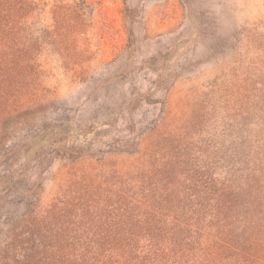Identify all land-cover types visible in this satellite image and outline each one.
I'll return each mask as SVG.
<instances>
[{
	"label": "rangeland",
	"instance_id": "1",
	"mask_svg": "<svg viewBox=\"0 0 264 264\" xmlns=\"http://www.w3.org/2000/svg\"><path fill=\"white\" fill-rule=\"evenodd\" d=\"M34 2L0 44V264H35L58 210L96 213L89 177L197 221V255L264 264V0Z\"/></svg>",
	"mask_w": 264,
	"mask_h": 264
},
{
	"label": "trees",
	"instance_id": "2",
	"mask_svg": "<svg viewBox=\"0 0 264 264\" xmlns=\"http://www.w3.org/2000/svg\"><path fill=\"white\" fill-rule=\"evenodd\" d=\"M16 7L15 0H0L2 46L14 43L15 38H10L8 33ZM35 7L34 0H21V29H29L24 20ZM58 10L68 11L70 8L59 6ZM110 179L106 181L108 187L104 188L99 186L102 182L93 184L90 177L84 182L86 188L96 191L91 198L96 213L91 214L82 208L84 212L73 215L74 219H71L72 214L58 210V221L49 230L50 239L43 235L44 230H33L37 243L46 247L40 253L36 251L39 259L35 264H260L247 251L236 252L230 259L210 258L216 254L217 242L214 240H208L211 243L206 249L207 254L197 255L188 241L189 232L198 233L197 221H192L191 225L181 223L185 232L177 230V224L170 225L150 208L142 209L135 204L137 199L131 194L132 186H129L133 182L131 178L128 184L123 181L116 189L113 188L115 182L111 184ZM124 185L129 187L123 188ZM186 199L190 201L189 210L200 213L201 209H197L200 197L191 199L189 193ZM29 233L32 234L31 231ZM23 249L28 250V247Z\"/></svg>",
	"mask_w": 264,
	"mask_h": 264
}]
</instances>
